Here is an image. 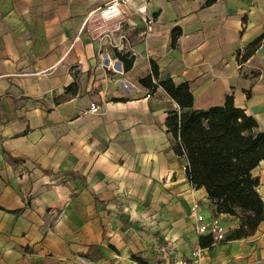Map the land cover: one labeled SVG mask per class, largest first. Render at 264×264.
Wrapping results in <instances>:
<instances>
[{
    "label": "crops",
    "instance_id": "1",
    "mask_svg": "<svg viewBox=\"0 0 264 264\" xmlns=\"http://www.w3.org/2000/svg\"><path fill=\"white\" fill-rule=\"evenodd\" d=\"M112 1L0 0V264H174L200 247L195 201L240 224L190 184L166 125L177 102L139 81L153 59L194 109L233 95L264 131V0H122L107 17ZM252 173L264 200V160ZM203 254L264 261V221Z\"/></svg>",
    "mask_w": 264,
    "mask_h": 264
},
{
    "label": "trees",
    "instance_id": "2",
    "mask_svg": "<svg viewBox=\"0 0 264 264\" xmlns=\"http://www.w3.org/2000/svg\"><path fill=\"white\" fill-rule=\"evenodd\" d=\"M214 1L208 0L207 4ZM181 34L180 26L173 28V45ZM117 55L126 70L132 67L133 57L123 52ZM150 66V73L139 82L150 93L161 86L179 105V109L169 111L166 125L174 137L176 154L188 160L186 174L190 184L197 189L205 188L218 213L240 219L239 226L227 234L224 241L254 235L264 221V200L258 190L260 179L252 173L264 160V131L258 129L257 119L236 107L233 95H227L222 105L194 109L188 82L161 79L157 62L151 59ZM12 160L25 161L13 157ZM213 244L212 236H200L201 248H211ZM132 258L138 264H148L140 256Z\"/></svg>",
    "mask_w": 264,
    "mask_h": 264
},
{
    "label": "built area",
    "instance_id": "3",
    "mask_svg": "<svg viewBox=\"0 0 264 264\" xmlns=\"http://www.w3.org/2000/svg\"><path fill=\"white\" fill-rule=\"evenodd\" d=\"M122 0H113L107 4L103 14L107 17L119 15ZM126 40H123L125 43ZM100 110V107L96 103H92L89 111L96 113ZM200 203L195 201L193 203L191 216L195 219L196 230L200 236H212L214 243L224 241L227 237V229L224 224L218 218H211L208 220L205 215L200 212ZM203 254V248L198 247L193 252V257L179 258L174 264H223V263H209L205 262Z\"/></svg>",
    "mask_w": 264,
    "mask_h": 264
},
{
    "label": "rangeland",
    "instance_id": "4",
    "mask_svg": "<svg viewBox=\"0 0 264 264\" xmlns=\"http://www.w3.org/2000/svg\"><path fill=\"white\" fill-rule=\"evenodd\" d=\"M192 248V245L190 246L189 249ZM225 264H264V261H250L248 258L246 257H242V258H239L237 260H233V261H229V260H226L225 261Z\"/></svg>",
    "mask_w": 264,
    "mask_h": 264
}]
</instances>
